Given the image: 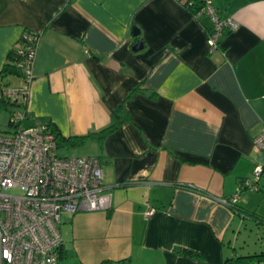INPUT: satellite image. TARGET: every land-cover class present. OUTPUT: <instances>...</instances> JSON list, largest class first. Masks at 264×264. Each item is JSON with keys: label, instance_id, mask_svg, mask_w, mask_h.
Wrapping results in <instances>:
<instances>
[{"label": "crops", "instance_id": "crops-1", "mask_svg": "<svg viewBox=\"0 0 264 264\" xmlns=\"http://www.w3.org/2000/svg\"><path fill=\"white\" fill-rule=\"evenodd\" d=\"M214 6L238 27L210 54L209 18L175 0H0V71L25 31L39 35L24 127L50 119L63 136H82L111 125L121 104L132 120L86 143L111 207L62 220L60 264H221L264 252L243 233L254 220L221 202L262 157L254 139L264 130V0ZM5 84L25 87L18 76ZM14 109L0 107V133ZM258 186L236 205L264 218L253 208L264 201V174Z\"/></svg>", "mask_w": 264, "mask_h": 264}, {"label": "built area", "instance_id": "built-area-1", "mask_svg": "<svg viewBox=\"0 0 264 264\" xmlns=\"http://www.w3.org/2000/svg\"><path fill=\"white\" fill-rule=\"evenodd\" d=\"M175 1L195 18H209L210 54L220 49L226 31L238 27L232 18L220 16L214 0ZM29 51L23 67L25 87L5 91L12 100L24 101L28 96L36 49ZM9 121L14 128L0 133V264H58L62 216L106 212L111 207L101 162L96 157H59L47 125L24 127L20 125V112L14 111ZM254 145L262 161L254 167L251 178L238 184L232 197L221 201L226 206L235 205L243 191L257 189L264 174V130L254 139Z\"/></svg>", "mask_w": 264, "mask_h": 264}, {"label": "trees", "instance_id": "trees-1", "mask_svg": "<svg viewBox=\"0 0 264 264\" xmlns=\"http://www.w3.org/2000/svg\"><path fill=\"white\" fill-rule=\"evenodd\" d=\"M231 32V31H226ZM224 33V34H225ZM39 39V35L36 32L32 31H25L21 37L16 42L15 46L12 48V50L9 52L6 62L4 63V66L2 67L0 71V78L4 79L8 76H18L19 78L23 79L25 82V75L23 67L27 63V60L30 56L29 49L34 48L36 49L37 42ZM9 87L5 84L1 86L0 88V107H13L16 108L13 111H10L9 118L11 114L15 112H20L23 115V121L20 123V125L23 126V122L27 121L31 118L28 111L26 110L27 107V101L28 96H25V100L23 101H16L8 98L5 94V91ZM134 92H140L142 93L141 89L136 88ZM156 97L155 93H150L149 98L154 99ZM115 120L114 122L105 127L104 129L98 131V132H91L86 135L82 136H63L56 125L50 120H45L42 118H36L35 124H46L48 129L50 130V133L53 136L54 143L56 146V150L62 146L67 147H77L81 145H85L90 140H97L98 142H102L108 135L114 133L117 131L120 126L126 122L130 123L132 122L127 110L123 107L121 104L114 112ZM8 128L12 129L14 128V125L9 121ZM100 160V157H96ZM259 185V183H258ZM119 186H126V184H119ZM238 186V185H237ZM257 190H259V186H257ZM230 207L234 212H237L238 214H241L246 217H250L253 219L257 224H262L264 226V218L260 217L256 213L246 211L244 209H240L237 207V205L228 206ZM174 251L182 256H187L189 258H193L195 260H202L203 256L195 251H191L188 249L183 248H175ZM60 263V256H59V262ZM81 264V263H77ZM100 264H129V260H121L117 262H111V261H104ZM221 264H264V252H258V253H252L248 255H239L234 254L230 258H226L222 261Z\"/></svg>", "mask_w": 264, "mask_h": 264}, {"label": "rangeland", "instance_id": "rangeland-1", "mask_svg": "<svg viewBox=\"0 0 264 264\" xmlns=\"http://www.w3.org/2000/svg\"><path fill=\"white\" fill-rule=\"evenodd\" d=\"M215 1V0H214ZM23 123H28V121H24ZM90 148L89 146H87V144L85 145H81V146H77V147H67V146H62L60 148H58L56 150V154L59 157H65V158H72V157H86L89 154ZM262 161V157L260 159V162ZM250 191V190H249ZM256 193H258L257 189L252 190ZM236 192V189H235ZM262 192V191H261ZM253 208L257 209V212H259L260 215L264 216V201L262 203L260 202H255V205L253 206ZM67 218V214H64L62 216V220L64 221ZM253 221V220H252ZM254 224H252L254 226L253 230L254 231H250V228L248 229V231H243V233H247L249 234V243H250V247L252 248H257V250H260L259 247L260 246H264V226L262 224H258L256 225V222H253ZM259 226V228H257ZM262 227V228H261ZM251 232V233H250ZM243 233H241V238H243ZM241 238L239 240V242L241 243ZM256 240V241H255ZM257 242V243H256ZM261 242V243H260ZM248 243V244H249ZM241 244H238V246H240ZM249 247V248H250ZM253 253V252H252ZM251 253V254H252ZM192 260H195L193 258H191ZM197 262H204L205 258L203 257L202 260H195ZM60 264V263H59ZM63 264V263H61Z\"/></svg>", "mask_w": 264, "mask_h": 264}, {"label": "water", "instance_id": "water-1", "mask_svg": "<svg viewBox=\"0 0 264 264\" xmlns=\"http://www.w3.org/2000/svg\"><path fill=\"white\" fill-rule=\"evenodd\" d=\"M142 46L140 45V43H136L134 46H133V50H140Z\"/></svg>", "mask_w": 264, "mask_h": 264}]
</instances>
